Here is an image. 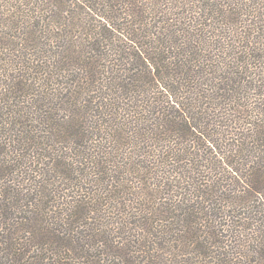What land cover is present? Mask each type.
<instances>
[{
  "label": "trees",
  "instance_id": "trees-1",
  "mask_svg": "<svg viewBox=\"0 0 264 264\" xmlns=\"http://www.w3.org/2000/svg\"><path fill=\"white\" fill-rule=\"evenodd\" d=\"M0 264H264V0H0Z\"/></svg>",
  "mask_w": 264,
  "mask_h": 264
}]
</instances>
